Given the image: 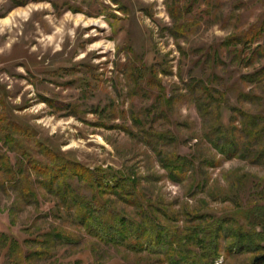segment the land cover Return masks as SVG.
Segmentation results:
<instances>
[{
	"label": "rangeland",
	"instance_id": "374dc122",
	"mask_svg": "<svg viewBox=\"0 0 264 264\" xmlns=\"http://www.w3.org/2000/svg\"><path fill=\"white\" fill-rule=\"evenodd\" d=\"M209 1L181 11L187 27L174 37L165 0H0V110H9L14 121L28 128L25 143L31 155L46 160L35 144L39 140L104 171L103 184L113 185L110 174L124 177L141 201L157 206V221L179 235L185 225L221 216L247 221L242 210L264 206V158L225 159L215 153L203 139V122L185 92L191 77L206 76L217 88L221 80L216 75L223 76L227 104L235 108L223 107V120H241L231 110L264 117V76L258 82L239 79L240 73L264 65V53L246 66L228 57L211 64L204 53L264 17V0ZM234 79L242 94L231 84ZM147 128L173 134L174 141L163 149L192 155V176L179 182L167 178L141 133ZM262 141L254 140L249 151ZM0 151L14 163L16 152L1 143ZM74 187L90 193L81 182L74 181ZM35 190V200H27L9 185L0 189V233L22 249L47 250L24 264H168V252H134L99 241L56 198L40 186ZM100 196L125 216H136L135 206L114 193ZM55 229L67 232L69 239L47 243L43 234ZM191 248L201 251L197 244ZM219 253L213 264H248L252 257L223 247ZM0 264H15L2 240Z\"/></svg>",
	"mask_w": 264,
	"mask_h": 264
},
{
	"label": "trees",
	"instance_id": "16d2710c",
	"mask_svg": "<svg viewBox=\"0 0 264 264\" xmlns=\"http://www.w3.org/2000/svg\"><path fill=\"white\" fill-rule=\"evenodd\" d=\"M199 2L209 4L210 1L185 0L183 6H180L176 1L165 0L167 12L174 26L171 28L174 37L183 34L187 27L181 11L189 10L193 4ZM220 42L204 52L206 61L209 60L212 64L214 59L228 57L237 65L251 64L257 54L264 53V17L251 23L246 29L225 36ZM247 48L250 50L245 52ZM210 73L215 72L212 70ZM263 76L264 65L252 72L240 73L239 79L243 82H258ZM216 77L221 80L217 88L212 86L211 80L206 76L191 77L186 84V97L193 103L203 122L204 141L221 158H241L247 154L255 159L264 158V117L259 112L231 110L238 112L241 120L236 124H233V118L225 122L221 109L229 106L228 89L225 78L219 75ZM239 79H234L231 84L234 83L236 91L242 94L238 87ZM42 101L48 103L46 98H42ZM229 108L235 109L231 106ZM159 113L162 116L166 114L163 110ZM10 115L12 114L9 110H0V143L7 151L16 152L17 157L14 163H11L6 152L0 151V189L9 185L18 197L35 200L37 196L35 185L40 186L47 194L56 198L65 211L70 213L72 219L89 235L103 243L120 244L134 252L142 250L152 253L157 250L168 252V264H213L221 256L220 247L227 252L231 249L250 252L252 257L248 264H264V206L258 205L242 210L240 214H243L247 221H238L233 216H221L207 223L202 221L185 225L184 232L176 234L157 221L155 214L157 206L151 202L141 201L124 177L110 174L113 185L110 187L103 184L102 181L107 176L104 171L82 165L39 140H36L35 144L46 160L33 157L25 143L29 135L28 128L14 121ZM132 119L141 124L135 114L132 115ZM111 127L121 128L125 133L130 132L124 126L113 124ZM141 133L148 139L149 147L156 154L170 181L179 182L192 176V171L196 169L195 158L192 155L178 154L176 151L167 152L163 149L164 144L174 141L171 132L147 128L141 130ZM261 139L263 141L260 146L250 152L249 148L254 140ZM205 161L212 165L216 163L214 160ZM74 181L81 182L90 193L86 195L75 190ZM105 192L114 193L126 204L135 206L136 216L127 217L110 207L101 199L100 195ZM43 236L46 237L47 243L69 239L67 232L58 229L46 232ZM0 240L6 244L15 264H24V261L33 256L41 257L47 253L43 248L22 249L15 239H10L3 233H0ZM194 244L200 246V252L194 253L191 248Z\"/></svg>",
	"mask_w": 264,
	"mask_h": 264
},
{
	"label": "bare ground",
	"instance_id": "6f19581e",
	"mask_svg": "<svg viewBox=\"0 0 264 264\" xmlns=\"http://www.w3.org/2000/svg\"><path fill=\"white\" fill-rule=\"evenodd\" d=\"M8 22V21H7ZM0 26H1V23H0Z\"/></svg>",
	"mask_w": 264,
	"mask_h": 264
}]
</instances>
